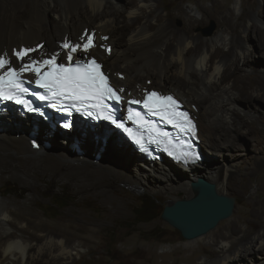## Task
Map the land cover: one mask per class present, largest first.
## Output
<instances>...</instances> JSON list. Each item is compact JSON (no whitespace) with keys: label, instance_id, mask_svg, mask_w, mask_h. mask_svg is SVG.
<instances>
[{"label":"bare ground","instance_id":"obj_1","mask_svg":"<svg viewBox=\"0 0 264 264\" xmlns=\"http://www.w3.org/2000/svg\"><path fill=\"white\" fill-rule=\"evenodd\" d=\"M209 1L210 8L197 0H124L122 5L112 0H0V55L7 53L13 67L57 53L66 64L67 50L61 45L66 40L82 43L81 37L92 35L96 46L87 54L78 51L74 60L88 55L104 63L110 83L118 91L123 88L120 93L126 98H142L152 89L150 85L164 92L153 91L175 95L195 119L202 156L205 152L219 157L221 150H239L232 132L238 137L246 133L247 138L264 134L255 122L242 121L260 113L257 118L264 125V112L255 109L256 114L237 105L241 101L252 106L243 95L246 90L251 99L259 100L255 103H264V36L260 30L264 10L258 0H240L232 9L219 0ZM184 2L194 8H182ZM211 21L217 26L216 33L204 38L201 29ZM21 48L36 50L18 61L12 51ZM238 108L246 115L236 113ZM108 130L103 125L94 131L78 125L70 132L52 131L41 121L7 110L0 114V187L10 181L36 193L39 182L28 173L38 172L49 180L79 182L75 191L82 194L96 183L115 178L135 191L149 189L163 195L169 200L167 206L191 199V184L200 178L214 184L220 195L235 190L237 171L232 169L237 167L228 158L223 166L205 157L201 164L182 169L165 159L145 162ZM60 132L63 136H58ZM1 192L0 264H74L76 257L83 256L81 248L98 252L92 241L95 231L87 221L79 223L69 217L61 224H47L31 214L34 196L21 204ZM101 203L111 205L115 214L121 211L120 199L106 197ZM248 212L245 219L237 218L187 242L203 245L207 257L198 264H248L246 260L255 255L259 256L252 264H264V198L251 199ZM257 228L263 232L255 237ZM212 247L216 257L207 251Z\"/></svg>","mask_w":264,"mask_h":264},{"label":"rangeland","instance_id":"obj_2","mask_svg":"<svg viewBox=\"0 0 264 264\" xmlns=\"http://www.w3.org/2000/svg\"><path fill=\"white\" fill-rule=\"evenodd\" d=\"M112 1L113 3L122 5L124 0ZM198 1L206 8H210L211 6L209 0H197V2ZM219 1L225 3L231 9L236 3H240V0ZM258 2L264 10V2L262 0H258ZM186 7L194 8L189 2L182 3V8ZM240 12L241 10L237 12L238 16L236 15V17H239ZM197 17L200 19L201 14L197 13ZM260 20L262 22L260 30L264 36V17ZM121 21L126 23L125 18ZM180 22L177 23V27L181 26ZM246 24L252 25L253 23L250 22ZM212 26L213 30L209 35V30ZM216 30L217 26L215 22L211 21L201 29V34L204 38H209L216 33ZM110 46L112 47V45ZM262 53H264V51H262ZM262 56L264 57L263 54ZM57 60L62 62L60 56H58ZM105 61L109 62L108 59ZM114 65H116V63ZM250 73V78L255 77ZM261 73L262 72H259L258 74L263 76V73ZM149 89L160 90L156 85H150ZM160 91H163V89ZM165 93L167 92L165 91ZM243 95H245L247 100L253 102V104L252 106H246L243 102L240 101L239 103L238 101L237 105L240 108L248 109V111L253 112L256 111L255 109H258L260 112H264V103H261V101L255 103L254 101L259 100L251 99L250 90L244 91ZM193 104L197 105L196 102ZM234 111L239 113L241 117L246 115L240 112L239 108ZM255 113L257 114V112ZM259 114L260 113H258L257 116L254 114L253 118L250 117L249 120H247V117H244L242 121L255 122L257 129L264 133V125L261 124L259 118H257ZM237 131L240 135L243 133L240 129ZM60 134H62V132H60L58 136H63ZM245 134L239 137L233 134V132L231 134V136L236 137L235 139L239 145L238 151L232 152L228 150L227 152L221 150V154L220 152L217 153L219 157L207 155V153L204 152V161L206 159L205 157H208V159H214L217 165L223 166L224 160L228 158V160L233 161L237 167L236 169H232V171H237V173H234L237 180L235 190H229L225 195L235 200L232 216L227 220L221 221L217 227L209 233L220 229L237 218L238 220L247 218L251 199L264 198V134L261 135L262 138H260V136L255 138L248 137L249 139L245 137ZM218 138L219 141L222 140L221 137ZM73 139L75 143H79L75 140L76 137L72 136V140ZM258 142L259 145L257 147L255 143L257 145ZM226 152L228 156L223 157V153ZM28 174L39 182L40 189H38L36 193L9 181L0 187V191H2L1 195L8 200H13L21 204L27 203V200L30 199L31 196H34L36 202H33L30 206L31 214L38 215L43 222L47 224H61L68 221L69 217H75V220L78 219L79 223L81 219L87 221L89 227L95 231L94 236H92V241L95 250L98 249V252L89 253L90 249L88 247H83L80 250L83 256L76 257V262L74 264H175L176 262L178 264H192L193 262L198 264L207 257L203 245L199 243L197 245H188V241L184 240L179 232L169 227L160 219L163 208L166 207L169 202L168 198H165L163 195L155 194L149 189V191H135L123 185L121 181L115 178L109 179L106 182L96 183L91 189L82 192V194H77L75 190L76 187L81 186L79 182L64 183L54 179L49 180L48 178L41 177L38 172ZM106 197H112L122 201L120 207L121 211L119 213L115 214L111 205L101 203L102 199ZM244 227L245 226L241 224V228ZM254 232L253 236L255 235V237H257L262 234L263 230L257 228ZM210 249L211 250L207 251L213 252L211 255L216 257V249L214 247ZM258 256L259 255L249 257L246 263H254V258H258Z\"/></svg>","mask_w":264,"mask_h":264},{"label":"snow or ice","instance_id":"obj_3","mask_svg":"<svg viewBox=\"0 0 264 264\" xmlns=\"http://www.w3.org/2000/svg\"><path fill=\"white\" fill-rule=\"evenodd\" d=\"M94 36L81 37L82 43L65 41L61 47L66 52L67 63H58V53L50 58L42 60H29L13 67L8 59V54L0 55V101H13L23 106L28 112H39L24 96L29 92L25 87L24 73H32L35 76V86L43 89L46 95L38 96L41 101H52L51 107L60 108L68 112L74 109L77 112L83 110L86 115L95 120H105L117 129L123 130L141 151L148 149L144 143V133H147L148 143L163 146V150L177 160L187 163L189 160H198L200 157L190 149L176 151L168 132L163 131L148 117H159L164 123L172 125L179 133L195 138L196 125L186 111H181L180 102L172 95H164L156 91H145L143 97L138 100H130L128 103L141 106L147 115L130 110L127 119L136 124L141 131L139 134L126 127L123 120L118 118L113 108L106 101L119 104L122 97L109 82V78L102 71V65L95 58L75 59L74 54L82 51L87 54L96 45ZM107 40L108 37H101ZM36 49H13L12 55L16 60L24 61L30 53ZM110 51V49H108ZM124 89H119L123 92ZM67 127V125H65ZM183 149V146H182Z\"/></svg>","mask_w":264,"mask_h":264},{"label":"water","instance_id":"obj_4","mask_svg":"<svg viewBox=\"0 0 264 264\" xmlns=\"http://www.w3.org/2000/svg\"><path fill=\"white\" fill-rule=\"evenodd\" d=\"M212 30L213 26L209 35ZM191 191L194 194L191 199L173 202L163 208L160 216L186 241L195 240L214 230L221 221L232 216L235 207L234 198L218 194L216 186L204 179L192 182Z\"/></svg>","mask_w":264,"mask_h":264},{"label":"clouds","instance_id":"obj_5","mask_svg":"<svg viewBox=\"0 0 264 264\" xmlns=\"http://www.w3.org/2000/svg\"><path fill=\"white\" fill-rule=\"evenodd\" d=\"M150 91H151V90H150ZM156 92H157V91H156ZM159 93L164 94V93H162V92H159ZM164 95H165V94H164ZM171 95H172V94H171ZM173 96L176 97L175 95H173ZM176 98H177V97H176ZM185 109H186V110H189V109L186 108V107H185ZM189 111H190V110H189ZM168 162H169V161H168ZM203 162H204V161H203ZM169 163H170V162H169ZM171 163H172V162H171ZM199 163L201 164L202 162H199ZM199 163H198V164H199ZM173 164H176V163H173ZM173 164H172V165H173ZM198 164H197V165H198ZM174 166H178V164H176V165H174ZM178 167H180V166H178ZM192 167H194V166H192ZM180 168L182 169V167H180Z\"/></svg>","mask_w":264,"mask_h":264},{"label":"trees","instance_id":"obj_6","mask_svg":"<svg viewBox=\"0 0 264 264\" xmlns=\"http://www.w3.org/2000/svg\"><path fill=\"white\" fill-rule=\"evenodd\" d=\"M142 218H145V217H142ZM181 236V235H180Z\"/></svg>","mask_w":264,"mask_h":264}]
</instances>
